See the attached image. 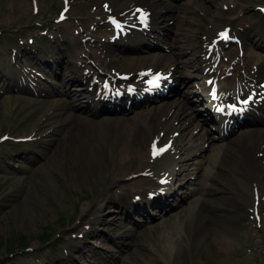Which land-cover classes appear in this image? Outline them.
Listing matches in <instances>:
<instances>
[{
    "label": "rangeland",
    "instance_id": "obj_1",
    "mask_svg": "<svg viewBox=\"0 0 264 264\" xmlns=\"http://www.w3.org/2000/svg\"><path fill=\"white\" fill-rule=\"evenodd\" d=\"M66 1L71 7L70 17L66 22L56 23L57 15ZM94 1L0 0V71L9 69L19 79L23 69L41 70L44 74L41 87L45 86L47 90H50L53 84H60L59 77H56L57 73L54 72L59 70L56 60L60 57L58 53L60 44L56 40L63 37L76 38L74 30L77 29V34L83 32L79 24L82 25L84 22H90L92 26L89 30L92 33L84 32L74 44L63 50L66 53L65 61L67 62L69 57L78 60L86 59L88 54L92 53L98 57L102 51L93 50V47L82 41L89 33L96 36L102 43L104 40L105 42L113 41L114 35L112 31H108L106 15H110L113 10H132L129 4L134 5V2L139 0H112L113 9L97 3L95 5ZM223 1L226 0L217 2L214 0H160L165 4L180 7L176 13L179 18L170 17L168 11L158 8L159 12H163L160 15H164L161 25L168 26V23L173 22L171 27L169 26L170 30L166 31L170 40H165L160 45V48H163L162 51L171 56L176 53L175 57L179 62L185 63L188 58L194 59V55L205 58L203 52L205 40H207L205 30L211 28V22L214 19L212 16L215 17L217 6ZM241 1L244 6L241 10H238L240 7L237 4L230 6V11L226 8L224 10L226 17L233 18L235 22L241 18L243 21L241 24L246 25L249 32L254 26L258 27L262 21L263 16L259 13L258 7L264 5V0ZM232 14L235 15L231 16ZM183 18L190 22L197 19L200 23V28L194 33L189 45L190 49L191 46H197V53L191 54L182 41V34L189 30V24L183 21ZM97 26H100L99 31L93 32V27ZM159 38L162 39L163 36H155L149 39L148 43L159 44L158 41H161ZM235 40L230 39L226 42L222 51L236 50ZM263 40L262 38L261 43L259 39L256 40L262 47L255 52L264 56ZM18 44L19 52L15 50L11 54L12 49ZM170 48L173 50L171 51ZM181 48L185 50H180ZM88 49L93 50L92 53ZM123 50L119 47L113 48L112 58L118 60L124 57ZM156 51L162 52L160 49ZM183 53L187 54L186 57H183ZM104 54L102 52L101 57H104ZM207 57L212 58L211 54ZM11 58L16 59L17 65L13 64ZM104 59L106 61V58ZM102 67L106 69L105 65ZM112 67L107 71L114 69ZM125 69L120 67L119 71H126ZM188 73L187 77L190 78L188 85L193 89L195 81L199 82L196 78L199 72H194L193 76L191 71ZM178 75L180 74L177 73L176 76ZM181 90V93L188 91L187 88ZM174 98V95H171L169 100ZM193 98L195 97H190V99ZM38 100L39 97L25 92L21 95L15 90L0 88V264H264V231L254 222L247 227L246 222L243 219L240 220L235 225L236 235L230 238L229 247L224 252L217 248L213 240L211 243L197 239L192 246H189L181 235L183 232L176 229V233H173L171 230L174 227V220L171 218L178 213L177 220H180L181 211L192 207L194 198L186 200V204L174 212L170 211L165 215L157 213L160 217L148 221L144 226L139 225L143 223V218L139 215L133 214L132 219H127L124 214H121L120 209L108 200L117 197L126 201L129 195L135 192V190L127 189L133 178L129 179L128 176L116 180L113 175L114 164L109 160L106 162L108 170L104 172L96 170V173L82 176L79 166L88 168L91 162L78 163V152L73 150V147L57 148L53 137L56 130L49 131L43 143L32 142L33 134L35 132L38 134L37 130L47 125L48 119L51 122L58 120V117L55 118L53 114L43 116L39 110L42 100ZM74 105L76 107L74 112H78L80 103L77 102ZM109 118L114 117L102 114L95 120L102 121ZM53 126L54 124L51 128ZM195 130L196 126L193 127V133ZM240 133L238 131L234 136H239ZM25 138L31 141L24 142ZM108 141L109 139L98 140L101 144H106ZM194 141L196 144L199 143ZM36 145L40 149H37ZM142 145L141 142H137L130 150L132 152L129 157V160L132 159L131 166L127 162L125 167L131 169L132 173L138 168L143 155H146V159L149 156V146L143 149ZM213 151L215 150L212 149ZM188 176L191 177L192 172ZM260 178L259 186L263 190L264 179ZM193 182L191 180L185 184L184 188H178V194L184 197L185 192L191 190L190 184L191 187L194 186ZM175 185L178 186V184ZM224 186L217 185L218 188L226 190ZM227 193L228 190L223 195ZM221 194L218 193L216 197L222 196ZM231 198L232 195H230ZM102 201L107 203V207L102 214L98 215L96 212ZM223 203L224 201H220L221 205ZM223 207L226 208L223 213L225 220L231 222L232 209L224 205ZM125 210L133 213L131 209ZM101 215L106 218L108 224L114 218L116 221L112 226L102 225ZM165 222V225H161ZM154 226L159 228H154L153 232L150 231V228L153 229ZM97 232L104 235H97ZM253 233H258L255 242L252 238ZM253 243L256 244L255 249L252 246ZM91 246H96L100 254L92 255L84 248L89 247L92 251ZM81 252L86 253V256H82Z\"/></svg>",
    "mask_w": 264,
    "mask_h": 264
},
{
    "label": "bare ground",
    "instance_id": "obj_2",
    "mask_svg": "<svg viewBox=\"0 0 264 264\" xmlns=\"http://www.w3.org/2000/svg\"><path fill=\"white\" fill-rule=\"evenodd\" d=\"M95 1L104 6H112V0ZM214 1L217 2L218 0ZM136 4L137 6L133 12H136V9L140 8L139 13L135 14L132 12H123L122 10L119 11L114 17L116 25L122 27L126 23H129L141 30L144 25L141 23L143 17L140 15V12H144L152 20L150 24H152L153 29L169 31L173 23H168V26L161 25L164 15H160L163 12H159L158 8H161L165 12L168 11L170 17L176 16L180 8L171 4H165V2H160V0H139ZM233 4H237V6L240 7L238 10L244 7L241 0H226L217 6L216 13H214L215 17L212 16L214 19L211 22V28L205 30L207 40L206 46L204 47L205 54H207L210 51V46L214 45V42L220 38L222 33L226 35L230 33V36L234 35V37L239 39L240 47L241 50L244 51V55L242 58L236 57V52L232 49L228 53H224L223 55L229 58V63L224 66L223 69H231L234 66L241 65L245 73L250 72V69L257 70V72L252 75V81L255 82V84L252 85L254 93L251 92L250 94V96H253L251 110L242 109L241 106L237 105L236 111L231 110L226 112V115L233 125L245 126V131H243L238 138L227 142L220 141V128H218V133H207L206 135L204 133L203 135L199 133L195 138L192 137L191 139L189 136L193 132L196 116L193 114L194 110L188 96L190 87L188 85V72H199V74L201 72L204 76L198 77H205V82L206 79L209 78L215 80L219 73L218 69L215 67V61L210 59L203 60L199 56L194 55V59L188 58V61L185 63L178 62L179 60L175 57L176 53H173V56L164 53H153L149 44L145 46L147 39L143 38L142 34L136 33V31L133 33L137 36V42L131 43L133 50H135L133 52L136 53L139 51L137 50L138 46L143 45L150 50L149 55L133 58L122 57L118 60L110 59L109 65H115L116 69L120 67L126 68L123 74H129L131 76L129 84H146V79L140 77V75L152 69L154 71H162L163 75H172V77L175 75L177 78L175 79L174 95L178 98L175 97L176 99H174V101L155 106L152 109H148V111H138L135 116L131 118L121 117L123 115L118 113L117 115L115 114L116 116H114V118L96 121L95 118L103 111H107L109 114L116 113L117 111L115 108L108 110L105 107L106 102L98 98V90H95V86L94 88H91L90 85H84L81 88L71 87L72 78L81 82L88 80V84L90 81H93V78H88L87 75L82 73V70L80 72V70L72 67L70 64L67 65L65 59H63L62 62L59 63L60 69L57 72L59 73V78L63 79L60 85L61 91H57L61 99L54 97L53 94H49V96H51L50 100H43V104L40 105L41 108L39 109L43 116L53 114L55 118L58 117V120L51 122L50 119H48L49 122L47 125L43 126L38 133L40 137H47L49 131L56 130L53 137L55 138V146H57V148L73 147L72 149L78 152V163L90 161L91 164L88 168L79 166L83 173L82 176L84 177L96 173V170H102V172L108 170V165L106 163L108 160L114 164L113 175H115L116 180L126 178L132 174H137V178L132 179L127 189L135 190L137 193L141 194L142 197L144 196V190L148 187L151 189L153 188L154 192L156 190L167 191V194L177 195V192L174 188H171L170 185L161 187L159 185V180L168 179L170 183L173 184L180 175L191 170L190 163L193 162V160L206 158L207 160L205 162L201 160L198 161L193 169V174L196 175L195 180L200 179L201 184H199V187L196 186L191 194L186 193V197L181 198L178 206L185 204V200L192 198L196 199L191 203L192 207H187L181 211V215H179L180 220H177L178 213L173 215L171 220H174V227L171 231L176 233L177 229L183 232L181 235L185 238L186 244L189 246H192V243L197 239L207 240L211 243L213 240L217 248L223 252L227 250L230 240L236 235L237 229L235 225L240 221L242 214H244L242 213L243 209L256 207L259 201L262 200L261 197H259L261 190L259 189V181L261 179L260 177L264 175V116L262 117L260 114L261 112L264 114V107L262 108L264 99L262 102L258 100L260 97L264 96V56L256 54L255 52L256 49H261L262 47L260 41L262 38L264 39V16L259 26H254L253 30L248 32V27L241 24L243 22L241 18L238 19V22H235L233 18L226 17V11L224 9L226 8V10L230 11V6ZM193 12H195V10ZM128 13L130 14L123 17ZM233 15L235 14L231 16ZM176 17L179 18V16ZM183 21L187 20L183 18ZM186 23L189 24V30H186V32L182 34V41H184L185 47H187L191 54L197 53L198 47L191 46L190 49L189 45L194 37V33L200 28V23L197 19L192 22L187 21ZM258 39L260 43L256 41ZM166 40H170L168 36ZM69 42L73 43L74 40L70 39ZM262 42L264 46V40ZM222 45L223 42L219 41L215 44V47H221ZM106 46L108 47L106 52L111 56L113 45L107 44ZM118 46L121 47L120 44ZM180 50L185 49L181 48ZM212 52L213 55H215L214 59H217L219 57L218 51L213 49ZM186 55V53H183V57H186ZM260 60L263 61L260 62ZM97 72L99 74L97 76H100V69H97ZM177 73L180 75L176 76ZM241 76H239V78ZM4 78L5 75L2 74L1 80ZM261 78V81H256ZM205 82L202 90L204 92L206 90L210 91L211 87L207 86ZM225 82L228 86L227 88H223L222 91L227 96V93L233 89L234 85L230 83L232 79H225ZM180 87L187 88L188 93H180ZM195 93L196 91L192 90L190 95L197 98ZM199 98L200 102H205L204 95L203 97L199 95ZM84 99H86L88 104H83V102H85ZM75 100L81 103L78 107L79 109H77L78 112H74L76 109L74 105ZM92 102L96 103L95 109L91 108ZM188 107H191L189 108L190 112H188ZM207 112V115H209V111L207 110L205 113H201V118L205 123L208 122L209 119L206 116ZM250 115L254 118L249 117ZM173 121H177L179 124L173 126ZM53 124L54 126L51 128ZM229 127L230 123L226 121V128ZM172 129L173 131H171ZM177 130H181L182 137H187L190 140L189 142L196 140L197 142L199 141L200 144L195 145L194 142V144L189 145V143H185L186 147L182 148L181 145L183 141H181L177 153L174 154V152L169 150L161 157L152 158L149 156L147 159L144 154L135 172L132 173L131 169H126L125 164L127 166V162H129V164L131 163L132 159L129 160V157L132 152L130 150L133 149L135 143L141 142L143 144V149L147 145L154 146L157 144L160 146L171 145L172 147L173 144H177V137L175 136V131ZM112 137H114L113 140ZM101 139H109V141L106 144H101L98 142V140ZM205 143H209L208 149H205ZM212 149L215 151L212 152ZM191 166H193V164H191ZM110 177L112 178V174H110ZM182 184L183 183H181V185ZM217 185H225L224 187L228 190V193L223 195L226 193V190L218 188ZM126 192L123 193L125 194ZM218 193H222V196L216 197ZM230 195H232L231 199ZM263 195L264 192L262 193V196ZM103 200H105V198H103ZM108 201L116 205L120 209L121 214H124L127 219L130 217L125 209L134 210L136 208L125 200L118 199L117 197L111 198ZM220 201H224L223 205L232 209L230 213L233 220L231 222L225 220V214L223 213L226 208L220 204ZM150 204L157 209H162V212H164V210L172 211L175 209L172 206L170 207V204L168 205L166 199L155 200ZM106 207L107 203L102 201L96 213H98V215L102 214V211ZM148 211L147 206L144 205L137 214L135 213L143 217V223L139 224L140 226L146 225L149 219H151L148 215ZM182 212H184V214H182ZM154 219L156 220V218ZM114 221H116L115 218L108 224L106 218L102 217L101 224L112 226ZM165 224L166 222L161 225ZM159 227L154 226L153 229L150 228V231L153 232L155 230L154 228L157 229ZM97 235H104V233L97 232ZM84 248L92 253V255L100 254L96 246L90 247L92 251L89 247ZM81 255L85 257L86 253L81 252Z\"/></svg>",
    "mask_w": 264,
    "mask_h": 264
},
{
    "label": "snow or ice",
    "instance_id": "obj_3",
    "mask_svg": "<svg viewBox=\"0 0 264 264\" xmlns=\"http://www.w3.org/2000/svg\"><path fill=\"white\" fill-rule=\"evenodd\" d=\"M138 11H139V10H138ZM221 35L226 37V34H225V33H222Z\"/></svg>",
    "mask_w": 264,
    "mask_h": 264
}]
</instances>
